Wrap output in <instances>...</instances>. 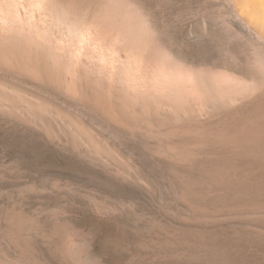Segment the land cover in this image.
Listing matches in <instances>:
<instances>
[{
    "label": "rangeland",
    "instance_id": "374dc122",
    "mask_svg": "<svg viewBox=\"0 0 264 264\" xmlns=\"http://www.w3.org/2000/svg\"><path fill=\"white\" fill-rule=\"evenodd\" d=\"M97 1L132 52L114 72L99 47L83 76L0 47V264H264L256 6Z\"/></svg>",
    "mask_w": 264,
    "mask_h": 264
},
{
    "label": "bare ground",
    "instance_id": "6f19581e",
    "mask_svg": "<svg viewBox=\"0 0 264 264\" xmlns=\"http://www.w3.org/2000/svg\"><path fill=\"white\" fill-rule=\"evenodd\" d=\"M98 2L100 1L97 0H0V47H2L4 43H10L14 47L12 49L13 51L11 50L14 56L18 54L21 55L24 59L26 58L27 60V56L31 52V50H33L32 51L33 53L36 52V51L34 52V49L32 47L35 48L38 46L37 51L38 49L41 50L43 53L42 52L40 53H42L45 57L49 55L50 56L53 55L54 57L58 58L56 61H58L59 65L62 66L63 69L65 71H68L69 73L72 72V71L70 72L71 68L74 66L76 67L77 65L78 66L77 68H79L80 74H82V76L83 74L87 73L86 70L88 65H90V59L92 58L93 54L97 53L95 52V48L99 47L100 49L98 51H99L100 59L104 61L103 63L105 65L106 64L110 65L109 71L114 72V68H117L123 62L129 61L132 52L131 50H129L128 47L123 46L122 48L121 43L118 44L117 41L118 34H114V32H112L113 29L111 30V28H109L106 20L103 21L104 19L99 18L100 17L99 11L101 10V8L99 10ZM247 2L254 3L253 5H255L257 8L255 11V15L261 19L260 22H262V24L264 25V0H247ZM47 10L48 12L46 13ZM85 29L88 32H86ZM1 53L2 56H4L3 51ZM34 58L37 60V56ZM26 60H24L23 62L26 63ZM28 60L30 61V57ZM28 60H27V64L22 65L25 67L24 68V70L26 69L25 71L31 69L29 66H27L30 65V63H28ZM148 60H145L146 63ZM46 63L43 62L44 64L43 66H45ZM25 65L27 66V68L28 67L29 68L27 69ZM123 69H125V67ZM166 69H167L166 66H164V64L162 63L160 64L158 72L163 76L167 71ZM44 70H46V68ZM140 71L141 72L139 73L140 74L139 76V74L136 72V69L132 70L130 74L131 78L126 84L127 87L125 86V89L127 88L129 91L128 93H130L132 96H136L138 92L141 93V90L144 95V93L145 94L149 93L151 89V80L153 79L150 73L151 63L143 66L140 69ZM25 73H28V71ZM31 74L32 73H30V75ZM138 76L140 77V79H138L139 78ZM77 78L78 77H76V79ZM138 84L142 87H139ZM102 91H106V90H102ZM102 94L104 95L106 93L102 92ZM101 100L102 98L100 99V101Z\"/></svg>",
    "mask_w": 264,
    "mask_h": 264
}]
</instances>
